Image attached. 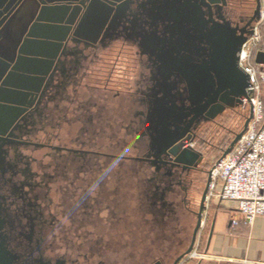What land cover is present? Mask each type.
Instances as JSON below:
<instances>
[{
    "label": "flooded vegetation",
    "instance_id": "1",
    "mask_svg": "<svg viewBox=\"0 0 264 264\" xmlns=\"http://www.w3.org/2000/svg\"><path fill=\"white\" fill-rule=\"evenodd\" d=\"M92 1L74 3L81 8L68 15H75V23H64L69 31L63 43L50 50L41 73L29 75L38 83L26 92L23 111L6 137L0 195L11 264H139V254L149 258L156 240L172 242L179 252L187 240V217L197 214L189 198L203 154L192 143L221 116L202 121L182 140L183 148L202 154L199 163L179 164L169 151L156 160L145 125L151 62L123 27L106 38V29L97 37L78 33ZM146 1L125 0L123 24ZM121 55L127 75L117 78ZM94 66L102 72L98 79ZM128 148L131 157L123 155ZM125 160L132 163L129 169ZM140 242H148L141 253ZM171 247L160 248L159 260L153 255L145 264H173Z\"/></svg>",
    "mask_w": 264,
    "mask_h": 264
},
{
    "label": "water",
    "instance_id": "2",
    "mask_svg": "<svg viewBox=\"0 0 264 264\" xmlns=\"http://www.w3.org/2000/svg\"><path fill=\"white\" fill-rule=\"evenodd\" d=\"M76 2L0 0V190L1 179L7 172V134L23 111L26 92L34 90L38 83L29 75L41 73L44 59L52 58L50 50L63 43V34L69 31L64 23L74 24L77 18L73 14L81 9ZM122 2L125 4L116 8ZM126 4L125 0H93L85 6L84 17L77 24L78 33L87 30L97 37L106 29V38L123 27L151 62L152 86L146 95L145 125L154 158L158 160L169 151L177 163L196 165L202 154L183 148L182 140L202 121H214L227 110L240 108L243 98L249 95L250 77L241 67L240 54L261 20L262 1L255 0L252 12L246 15L231 0H148L139 5L133 19L123 24ZM256 63L264 65V52L257 54ZM251 119L252 109L243 131L236 135L222 158L245 134ZM210 183L211 178L196 214L191 243L173 264H178L195 247ZM2 199L0 195V264H11L5 256L2 237Z\"/></svg>",
    "mask_w": 264,
    "mask_h": 264
},
{
    "label": "built area",
    "instance_id": "3",
    "mask_svg": "<svg viewBox=\"0 0 264 264\" xmlns=\"http://www.w3.org/2000/svg\"><path fill=\"white\" fill-rule=\"evenodd\" d=\"M261 1V20L240 54L241 67L251 83L241 108L248 110L249 116L252 109V119L232 151L219 159L211 170L210 197L222 205L232 204L233 211L238 214V218L230 216L232 228L241 224L251 226L257 218L264 217V65L254 62L256 52L264 51V0ZM203 256L194 248L178 264H188ZM220 264L264 263L227 259Z\"/></svg>",
    "mask_w": 264,
    "mask_h": 264
},
{
    "label": "rangeland",
    "instance_id": "4",
    "mask_svg": "<svg viewBox=\"0 0 264 264\" xmlns=\"http://www.w3.org/2000/svg\"><path fill=\"white\" fill-rule=\"evenodd\" d=\"M231 1H232V4H234V6L237 8V10L239 12L244 11V9H243L244 3L243 2H245L246 0H231ZM238 5H241V6H238ZM248 7H250V6H248ZM112 58H114V57H112ZM126 65L127 64H126L125 56H123V55L118 56V60L116 61V64H115V69L117 71V72H115V75L117 76V78L120 76L121 73H124V72H125L124 75H127V72H126L127 66ZM98 70H99L98 66L93 67L94 72H97ZM118 70H119V72H118ZM97 74L98 75H97L96 79L99 78V75L102 74V72L99 73V71H98ZM117 78H114V79L117 80ZM125 78L126 77H124L123 79L120 78L119 80L126 81V80H124ZM128 78L130 79L131 77L129 76ZM132 79L134 80V78H132ZM134 81L135 82L132 84L135 86V83L137 82V77H135ZM95 86L100 87V84L99 85L95 84ZM134 88H135L134 90L137 89V87H134ZM71 90H72V88H71ZM263 101H264V89H263ZM248 117H249V111L246 109H243L241 107L236 109V110H227L218 119V122L216 124L209 125V126L205 127V129L202 131L200 140L192 143L193 147L203 154L202 170L200 171V173H198L194 177L195 181L193 184V188L190 192V198H189L190 207L194 212L198 213L200 210L202 198H203V195L207 189L209 178H211V170H212L213 166L218 162L219 159H221L223 157L224 153L229 149V147L231 146L232 142L234 141L236 135L243 131L246 120ZM124 135H125L124 139H128L129 141L131 140V137H128V138L126 137L125 130H124ZM131 150H132L131 148L125 149L123 155L127 156V157L133 156L134 154L132 153ZM38 154H39V152H38ZM50 162H51V160L47 159L46 163H50ZM124 162H125V164H124L125 168L127 167V169H129L130 166H132L131 162H128L126 160ZM126 178L127 177L124 176L123 181H125ZM128 184L131 185V183H128ZM210 193L211 192H210V187H209L207 198L210 197ZM205 205H206V209H205V214H204V219H203L204 225L201 228V230L197 236V240H196L195 247H194V248H196L199 244V248H197L198 252L201 251L200 249L202 248V244H203L204 240L207 238V236L209 235L210 226L212 224V220H213L214 214L216 212H218L219 210H222V211L229 213L231 216L238 218V215L235 216L236 211H233V209H232L233 205L232 204L225 203L224 205H222L217 200H215V198L210 197L209 200H206ZM187 220H188V222H187V226H188L187 240L184 242L182 249L179 252H178L177 248L172 244V242H168V241L162 242V240H160V241L156 240L154 243H150V245H149L152 248L151 249L152 252H151V255L149 256V258L145 259L142 257L141 254H139V257H140L139 258V264H145V263H147V261L148 262L151 261L153 259V255H155V257H154L155 260H159V258H158V256H160L159 255L160 254L159 249L160 248H167L169 245L172 246L171 247L172 252H173V254L176 255L172 259L173 261H175L179 255L184 253L188 249V247L191 243L192 235H193V232H194L195 227H196V223H197L196 214H194V215L190 214L187 217ZM140 234H142V233L140 232ZM141 240H143L142 237L138 239V241H141ZM160 242H162V243H160ZM145 244H148V242L144 243V244L140 242L136 245V247L138 248L140 253L144 249L143 245H145ZM136 247L134 248L135 250H137ZM129 250H131V247ZM126 252H128V251L126 250L125 253ZM164 264H171V262H165Z\"/></svg>",
    "mask_w": 264,
    "mask_h": 264
},
{
    "label": "crops",
    "instance_id": "5",
    "mask_svg": "<svg viewBox=\"0 0 264 264\" xmlns=\"http://www.w3.org/2000/svg\"><path fill=\"white\" fill-rule=\"evenodd\" d=\"M259 52L264 51L256 52L255 63ZM230 216L222 210L214 214L209 235L199 252L204 256L188 264H220L227 259L264 263V217L257 218L251 226L241 224L232 228ZM196 248H199V244Z\"/></svg>",
    "mask_w": 264,
    "mask_h": 264
},
{
    "label": "trees",
    "instance_id": "6",
    "mask_svg": "<svg viewBox=\"0 0 264 264\" xmlns=\"http://www.w3.org/2000/svg\"><path fill=\"white\" fill-rule=\"evenodd\" d=\"M243 3H244L243 4V6H244L243 13L246 14V15H249L252 12V10H253V8L255 6V0H246ZM238 6H241V5H238ZM248 6H250V7H248Z\"/></svg>",
    "mask_w": 264,
    "mask_h": 264
},
{
    "label": "bare ground",
    "instance_id": "7",
    "mask_svg": "<svg viewBox=\"0 0 264 264\" xmlns=\"http://www.w3.org/2000/svg\"><path fill=\"white\" fill-rule=\"evenodd\" d=\"M203 219H204V218H203ZM203 221H204V220H203ZM203 225H204V224H203V222H202V226H201V228L203 227Z\"/></svg>",
    "mask_w": 264,
    "mask_h": 264
}]
</instances>
